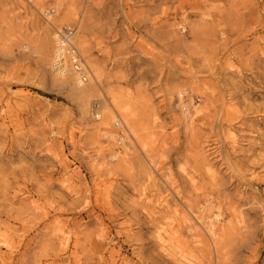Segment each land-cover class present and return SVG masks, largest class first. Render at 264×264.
<instances>
[{
    "label": "rangeland",
    "instance_id": "1",
    "mask_svg": "<svg viewBox=\"0 0 264 264\" xmlns=\"http://www.w3.org/2000/svg\"><path fill=\"white\" fill-rule=\"evenodd\" d=\"M56 2L0 0V264H264V184L260 195L246 190L261 205L243 233L222 196L237 193L230 164L260 144L264 121L235 125L234 146L227 124L212 125L211 103L216 91L219 108L264 109V0H65L81 19L65 27L99 79L88 105L53 84L41 60L46 27L53 36L63 27L60 15L49 23L43 14ZM239 80L244 88L231 87ZM110 90L134 107L147 143L113 161L118 144L90 111ZM180 99L199 110L193 125ZM250 114L249 125L264 120ZM203 156L221 184L210 183ZM209 198L214 207L201 210ZM188 203L205 220L220 214L218 251L190 236L175 212L194 221Z\"/></svg>",
    "mask_w": 264,
    "mask_h": 264
},
{
    "label": "bare ground",
    "instance_id": "2",
    "mask_svg": "<svg viewBox=\"0 0 264 264\" xmlns=\"http://www.w3.org/2000/svg\"><path fill=\"white\" fill-rule=\"evenodd\" d=\"M71 6V3L65 6V0H57L53 8L48 9L47 11H43V14L47 17V21L49 23L50 16L54 14L61 16L60 19H57L59 21L57 25H62L63 27L57 28L55 30V34L58 30L65 28L68 29V27H65L66 23L70 21H81V19L77 17L75 11L72 9ZM51 26L55 27V25L53 24H51ZM50 28L46 27L45 29V40L40 55L43 65H48L52 67V59L54 53H52V49L57 43V34L53 36V34H51ZM67 39L68 42H71L77 47L75 43V35L73 36V38H71L70 35H67ZM26 47L28 46L26 45ZM80 55L82 56L81 52ZM83 70H86V79H80L79 73L75 72L74 70H68L67 73H64L65 75L61 76L56 74L52 70V72L54 73V76L52 78L53 84L68 90L72 97H74L82 104L88 105V102L91 101V98L94 96L95 93V83H97L99 79L96 77L93 70H90V67L87 65L86 61L84 62ZM244 86L245 84H243L242 80H239L237 82H231V87H237L241 89V87L244 88ZM250 94L254 96L256 95L255 92ZM105 96L108 97L106 99H108L109 102H107L105 97H102L100 98V100L94 101L92 103L90 111L92 119L101 121L100 124H102L103 127L107 129L102 133L104 138L109 139V141L114 140V143L116 145L118 144L119 151L111 154V160L113 161L114 159L120 158L121 156H123L122 159H125L126 156H124V153L125 155H127L129 153L128 151L131 150L132 146L135 147L136 143L140 148L146 149L147 143L144 141L143 137L140 134V131H142L143 129H140L135 122L136 113L134 107H132V105H130L128 102L124 101V99L113 90H110L108 94H105ZM179 96L183 97V93H179ZM220 100L221 99L217 97V93L215 91L213 97L211 98V103L213 104V107H215L213 115L217 116V118L214 119L212 125L215 127L217 125L227 124L226 133L228 135V138L231 139V142L234 146L238 144L237 136L235 134V125L239 124L243 128L250 129L257 123H263V119H260V121L255 120L254 123H252L251 125H249L247 122L248 119L252 118L248 117V115L254 116L250 113H256L258 115L264 116V109L258 110V108H255L254 106L250 105L245 111H242L237 107L234 108V105H232L230 102H227L226 100L222 102L224 106L221 104V107L219 108V106H217V103ZM109 103L111 104L112 108L109 106ZM190 104L191 103L180 99L179 106L181 107L183 118L184 120L187 119V121L190 123L189 125H193L195 118L194 115L196 116L199 110L195 109L194 112H191L189 107ZM218 116H220L221 118L219 119ZM111 122H113V126L116 129L114 131L110 128ZM99 127L100 125H97V128ZM99 130L101 131L102 127L99 128ZM258 134V137L261 141L260 144L250 145V147L246 150L241 149V151L246 154H243L240 161L236 164H230V167L234 166V172L238 173V177L231 178V181H233V183H238L237 193L235 192L233 196H231V198H227L225 194L222 195L226 199V211L224 212V214H230L234 217L233 221L235 224V228L233 227L232 229H239L240 231L238 233H243L245 231V228L247 229L249 227V223L246 222V217L251 214H256V212L258 211L257 205H261V202L259 200H252L248 202L246 191L247 189H249L252 193L260 195L259 190L261 188V185L264 184V175H260V172H264V127L263 131L259 132ZM211 141L214 142L209 145V150L211 151V153L214 154L216 152V147L214 144L218 142L216 139H213ZM119 145L124 146V150H122ZM98 157L99 155H97V157H95L93 160H97ZM203 159L205 160V156H203ZM205 164L207 168L206 173L210 183L214 185L220 182L221 184L223 178H221L222 176L220 174V171L218 170L217 164L214 162H209L207 160H205ZM257 169H260V172H257ZM242 188L244 189L241 190ZM242 204H244V206L246 205L247 207L244 208ZM186 206L191 207L189 203ZM210 207L212 208L214 207V205L212 203V200L209 198L207 206L201 208V210H205L206 208ZM262 207L264 208L263 205ZM218 210L221 211V206H218ZM153 212L154 211H148L149 215H152ZM175 212L180 215L181 213L183 214L181 215L182 221L186 223L190 236L195 238L194 241L197 242L200 246H203L204 240L206 243H208V241H211L216 251H218V247H220V245H223L224 240L221 239L220 233L217 230V221L219 219L220 214H218L219 216L217 215L215 217H208L207 220H205L204 214L200 213L199 210H196V208H193V211H190L195 217L193 221V218H190L184 210L176 209ZM262 212H264V209L262 210ZM169 225L170 230L173 231V227H175L173 222H171ZM166 234L167 229L160 228L157 233V239L160 245L163 246L165 248V251L167 252V247L169 244L168 240L166 239ZM241 236L243 237V235ZM254 237L255 235L253 233L248 234L246 236V239L244 240L246 242L251 241L254 240ZM174 239L178 242H181L179 240V237H176Z\"/></svg>",
    "mask_w": 264,
    "mask_h": 264
},
{
    "label": "built area",
    "instance_id": "3",
    "mask_svg": "<svg viewBox=\"0 0 264 264\" xmlns=\"http://www.w3.org/2000/svg\"><path fill=\"white\" fill-rule=\"evenodd\" d=\"M58 31L56 32L57 43L54 47L52 70L60 76L65 75L64 73H67L68 70H74L79 73L80 79H86V70H83L85 61L80 55L79 49L67 39V35L73 38L75 30L65 28ZM56 34L54 33V36Z\"/></svg>",
    "mask_w": 264,
    "mask_h": 264
}]
</instances>
